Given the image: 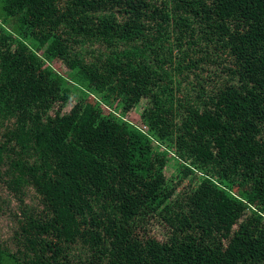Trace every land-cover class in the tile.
Wrapping results in <instances>:
<instances>
[{
  "label": "trees",
  "instance_id": "1",
  "mask_svg": "<svg viewBox=\"0 0 264 264\" xmlns=\"http://www.w3.org/2000/svg\"><path fill=\"white\" fill-rule=\"evenodd\" d=\"M0 182V264H264V0H0Z\"/></svg>",
  "mask_w": 264,
  "mask_h": 264
},
{
  "label": "rangeland",
  "instance_id": "2",
  "mask_svg": "<svg viewBox=\"0 0 264 264\" xmlns=\"http://www.w3.org/2000/svg\"><path fill=\"white\" fill-rule=\"evenodd\" d=\"M55 67L62 71H66V68L62 66L60 63H55ZM148 99H144L141 104L136 107L128 117L127 120L133 123L134 125L143 128L144 125L142 123V114L145 112L146 107L148 106ZM173 174H177V167H175V162H171L167 167V176L169 178H173ZM33 194L30 191L29 195L27 196L26 203H31V195ZM7 201H11V203H5ZM18 202L14 199V196L8 193L5 183L0 182V234L4 240H8L12 237L16 228V222L14 219L9 217V213L11 211H16L18 207ZM154 232L160 237L163 238L165 231L161 226H155Z\"/></svg>",
  "mask_w": 264,
  "mask_h": 264
}]
</instances>
